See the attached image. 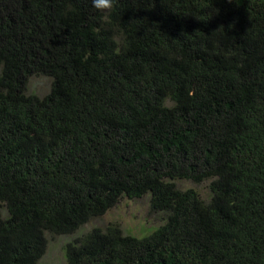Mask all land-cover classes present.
I'll return each mask as SVG.
<instances>
[{"label": "trees", "instance_id": "obj_1", "mask_svg": "<svg viewBox=\"0 0 264 264\" xmlns=\"http://www.w3.org/2000/svg\"><path fill=\"white\" fill-rule=\"evenodd\" d=\"M144 196L67 264H264V0H0V264Z\"/></svg>", "mask_w": 264, "mask_h": 264}, {"label": "rangeland", "instance_id": "obj_2", "mask_svg": "<svg viewBox=\"0 0 264 264\" xmlns=\"http://www.w3.org/2000/svg\"><path fill=\"white\" fill-rule=\"evenodd\" d=\"M51 80L45 76H32L28 81L27 92L39 97L46 95L50 89ZM182 188H192L204 199L208 198V181L195 184L191 181H177ZM163 215L154 214L149 209V196L130 200L122 198L104 215L82 225L76 232L68 235L48 237L45 255L39 264H67L65 247L68 243L81 237L93 228H104L109 224L116 225L126 235L137 238L145 237L162 224Z\"/></svg>", "mask_w": 264, "mask_h": 264}, {"label": "clouds", "instance_id": "obj_3", "mask_svg": "<svg viewBox=\"0 0 264 264\" xmlns=\"http://www.w3.org/2000/svg\"><path fill=\"white\" fill-rule=\"evenodd\" d=\"M115 0H91L94 9L100 12H106L114 6Z\"/></svg>", "mask_w": 264, "mask_h": 264}]
</instances>
